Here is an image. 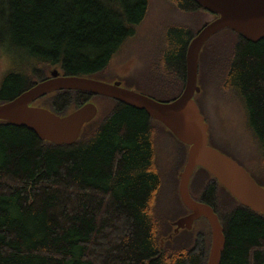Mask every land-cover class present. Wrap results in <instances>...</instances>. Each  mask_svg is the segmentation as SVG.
Here are the masks:
<instances>
[{
	"label": "trees",
	"instance_id": "trees-1",
	"mask_svg": "<svg viewBox=\"0 0 264 264\" xmlns=\"http://www.w3.org/2000/svg\"><path fill=\"white\" fill-rule=\"evenodd\" d=\"M170 9L185 20L157 19L144 31ZM216 16L194 0H0V59L10 58L0 74V104L48 78L51 68L65 76L104 75L114 60L125 62L131 43L149 60L136 69L137 79L177 88L165 100L171 101L184 86L189 42ZM197 84L200 112V95L212 96L213 87L236 101L248 147L238 157L223 153L264 187V37L250 40L227 27L211 35L199 51ZM99 96L63 89L34 101L58 115L95 101L96 115L72 144L0 122V264H206L211 233L203 216L160 243L190 211L178 194L187 145L146 111L106 96L97 105ZM154 124L179 144L166 200ZM195 168L189 193L213 208L223 228L218 264H264V215ZM164 205L180 211L170 214Z\"/></svg>",
	"mask_w": 264,
	"mask_h": 264
},
{
	"label": "water",
	"instance_id": "water-1",
	"mask_svg": "<svg viewBox=\"0 0 264 264\" xmlns=\"http://www.w3.org/2000/svg\"><path fill=\"white\" fill-rule=\"evenodd\" d=\"M194 1L217 16L205 22L189 42L184 86L173 100H156L122 86L120 80L106 82L85 76H65L53 68L48 78L0 104V122L24 126L39 138L55 144H72L79 137L83 125L96 115L95 103L88 101L65 115H58L43 106H33L39 97L63 89L110 97L146 111L187 145V158L179 172L178 194L190 211L173 222L174 232L180 228L190 229L194 220L205 217L211 233L206 264H218L225 242L223 228L213 208L190 195L188 185L193 170L196 166L205 168L242 205L263 215L264 187L242 165L208 143V126L194 99V94L200 90L197 84L198 55L204 42L226 27L250 40L264 37V0Z\"/></svg>",
	"mask_w": 264,
	"mask_h": 264
},
{
	"label": "rangeland",
	"instance_id": "rangeland-1",
	"mask_svg": "<svg viewBox=\"0 0 264 264\" xmlns=\"http://www.w3.org/2000/svg\"><path fill=\"white\" fill-rule=\"evenodd\" d=\"M157 1L161 2V0H157ZM155 6H157L156 3ZM177 16L178 14L175 11L172 12L171 9L167 12V15L164 14L163 17H160V13H159V15H155L151 19V21L144 28V31H148L149 27L152 29L157 19H160L162 21L170 20V19H173L172 21L185 20L183 17L180 16L179 18H177ZM147 34H149V32H147ZM144 37L145 39H147L148 36H144ZM212 43L213 41L210 44ZM133 46L134 48H132ZM126 50H127L125 52L126 55L123 56V61L125 62L120 63L119 60H114L110 65V69H108L104 75L95 76L96 77L95 79L103 80L106 82L120 80L122 86L142 93L145 89L148 95L152 96L156 100L165 102V100L170 99L171 98L170 96L174 94L177 88L171 87L168 90L165 89L161 90V88H165V87L160 85L159 83H157V86H154L140 82L137 79V78L140 79V77L138 76L139 73H137L136 69L142 70L143 68H147L149 66V60L143 53V47L139 44L135 45L131 43L129 44V47H127ZM208 51L209 54L212 56L214 51L213 48L209 47ZM214 59L215 57H212V59L206 58L204 62L206 65H208L211 64ZM8 65H10V58L7 54H4L3 57L0 59V74ZM132 66H134L133 69ZM51 69L47 71L49 74L48 76H50ZM55 70L58 71V69L56 68ZM141 85L144 86L143 87L144 89L142 88ZM207 94H209L208 91ZM210 95L212 96H207L206 94H204L203 96L200 95L199 101L203 105V108L205 109V112L204 113L201 112V113L207 117V120L209 121H211V119L213 120L212 125L211 122L208 123L209 134H210L209 137L211 138V144H213L216 147L217 146L215 144L216 142L223 146V151L234 153L238 157L240 153L239 148L248 147V144L246 143L247 140L245 139L244 132L242 129L243 122L241 117V109L236 105L237 103L234 99L225 96L223 91L219 88L213 87V91L210 92ZM106 102H108V100L106 99L105 96L101 95L99 97H96L97 105L98 104L105 105ZM93 103H95V101H93ZM33 106H42V105L39 104L38 102H34ZM153 130L156 131L157 133V135L154 133L155 145L157 146L158 149L159 163L162 170L163 187L161 186L162 187L161 196L163 195L166 200L168 198L167 194L169 193L172 182L174 180L172 173L175 170L174 166L176 165V161H177L176 159L173 158L174 150L176 152L179 150V144L173 141L172 138L171 140L165 139L163 137L162 129L157 124H154ZM213 135L214 137L212 139ZM169 148H172L170 150L171 153L170 155L167 154ZM241 151L242 153L244 152L242 149ZM252 166L254 167V165ZM177 171L174 173V176L176 175ZM164 208L170 214L177 213V210L180 211L178 207L172 208L169 205H164ZM172 229L173 230L171 233L167 234V236L163 235V237L161 238L160 240L161 246L163 245V242L166 239H170L172 233L178 232V231L174 232V227Z\"/></svg>",
	"mask_w": 264,
	"mask_h": 264
},
{
	"label": "flooded vegetation",
	"instance_id": "flooded-vegetation-1",
	"mask_svg": "<svg viewBox=\"0 0 264 264\" xmlns=\"http://www.w3.org/2000/svg\"><path fill=\"white\" fill-rule=\"evenodd\" d=\"M203 116H204V115H203ZM204 120H205V122L207 123L208 130H209V124H208V123L211 122V125H212L213 120H212V119H211V121L207 120V117H206V116H204ZM213 137H214V135L212 136V139H213ZM215 144H216L217 146H219V147L216 146V148L223 152V146L220 145V144H218V143H216V142H215Z\"/></svg>",
	"mask_w": 264,
	"mask_h": 264
},
{
	"label": "bare ground",
	"instance_id": "bare-ground-1",
	"mask_svg": "<svg viewBox=\"0 0 264 264\" xmlns=\"http://www.w3.org/2000/svg\"><path fill=\"white\" fill-rule=\"evenodd\" d=\"M199 94H200V93H199ZM201 94H202V93H201ZM195 95H196V94H195ZM195 95H194V96H195ZM198 106H199V105H198ZM195 169H196V168H195ZM190 179H191V178H190ZM188 189H189V187H188Z\"/></svg>",
	"mask_w": 264,
	"mask_h": 264
}]
</instances>
